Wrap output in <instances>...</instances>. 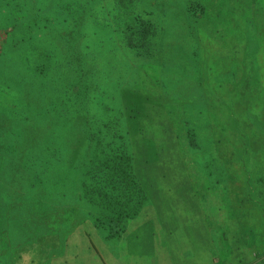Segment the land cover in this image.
I'll use <instances>...</instances> for the list:
<instances>
[{
	"label": "rangeland",
	"instance_id": "1",
	"mask_svg": "<svg viewBox=\"0 0 264 264\" xmlns=\"http://www.w3.org/2000/svg\"><path fill=\"white\" fill-rule=\"evenodd\" d=\"M186 1L0 0V264H118L159 209L175 264H264V0Z\"/></svg>",
	"mask_w": 264,
	"mask_h": 264
},
{
	"label": "crops",
	"instance_id": "2",
	"mask_svg": "<svg viewBox=\"0 0 264 264\" xmlns=\"http://www.w3.org/2000/svg\"><path fill=\"white\" fill-rule=\"evenodd\" d=\"M159 210L155 211L156 219L151 220V218H148V222L144 226L135 227L134 230H131L129 234L132 235V241L128 242V237L126 236L124 241L119 243L118 252L113 255L118 260V264H175L172 257L173 248H176L174 244L178 245L175 234L184 229H191L195 225V218L193 214H191L192 216H187L188 213H192L191 211L182 210L183 212H181L180 210V215H169L166 217L163 211ZM202 231L205 232V230ZM157 232L161 238L160 242H151V244L140 242L141 236L153 238ZM190 242H194L193 240L191 241L190 237L183 239L184 244L188 245ZM168 244L171 247L173 246V248L168 246ZM106 255L110 257L111 254L108 253ZM160 258L165 259L166 262L160 261Z\"/></svg>",
	"mask_w": 264,
	"mask_h": 264
},
{
	"label": "trees",
	"instance_id": "3",
	"mask_svg": "<svg viewBox=\"0 0 264 264\" xmlns=\"http://www.w3.org/2000/svg\"><path fill=\"white\" fill-rule=\"evenodd\" d=\"M100 1L105 2V4L108 3L106 2V0H100ZM187 6H190V8H188ZM186 7H187V11H186L187 16L190 18L188 19L191 20L193 24H196L199 21V17L201 19V16L204 13V7L202 6L201 1L199 0L198 2L197 0L196 2L194 0L193 2V0H187ZM175 139H178L176 135H175ZM109 153L117 164L123 165L122 163L124 159L118 155V153L120 152L116 146L113 148V150H110ZM108 160L111 159L108 158ZM127 173H129L128 175L130 176V179L128 178V179L118 180L116 182H109L108 185H105V183H103V185H101L97 190L96 204H98L97 207L100 210L99 211L100 218L97 220V222L100 221L101 223H105L103 222L104 218H107V220L108 219L115 220L117 218L118 220L120 216L122 217L126 215L127 217H130L132 216V213H134V210L139 207L140 201L135 200L136 198L135 196L131 197L130 196L131 194L129 195L127 193L130 187L133 189L135 186L134 180L132 181L133 174H131L130 172ZM95 184L99 185V182L96 181ZM113 195H115L113 199H108ZM110 225L112 224H109L107 226L103 225V228L109 229L111 228ZM108 231L112 232L113 230L110 229Z\"/></svg>",
	"mask_w": 264,
	"mask_h": 264
}]
</instances>
